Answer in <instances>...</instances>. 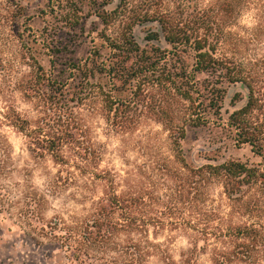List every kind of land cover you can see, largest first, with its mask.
<instances>
[{
    "label": "rangeland",
    "instance_id": "1",
    "mask_svg": "<svg viewBox=\"0 0 264 264\" xmlns=\"http://www.w3.org/2000/svg\"><path fill=\"white\" fill-rule=\"evenodd\" d=\"M90 2L0 0V264H124L127 258L114 246L91 252L94 258H84L81 251L83 228L111 188L119 196H142L146 217L160 220L159 226L151 223L142 237L150 250L146 264H168L162 252L179 264L195 243L196 234L184 225L193 220L186 201L172 205L180 199L174 175L180 166L175 163L171 134L156 121L152 109L123 108L118 119L115 112L109 114L98 89L107 82L101 76L92 80L93 95L79 104L63 102L56 107L48 101L52 83L70 78V63L85 61L92 54H102L106 61L111 54L102 39L106 30L97 7ZM258 22L255 10H245L231 28L240 39L224 47L222 52L227 54L216 55L231 62L232 68L250 72L264 100V26L260 38L251 37L262 25ZM154 27L135 28L143 48L154 45L146 39ZM113 32L107 30L111 37ZM162 47L170 48L166 43ZM186 55L193 64L194 54ZM155 93L147 90L145 102H152ZM248 95L243 84L228 86L222 121L210 116L209 125L187 130L181 147L189 166L226 161L263 164L249 145H236L224 129L229 116L246 105ZM262 104L263 110L255 116L264 114ZM17 119L27 121L29 131H22ZM71 119L84 129L81 148L90 147L92 155L78 158L84 151L68 145L63 147L68 162L59 164L37 145V137L59 130ZM166 160L172 162L169 171L162 169ZM210 194L215 208L227 214L222 186L213 184ZM118 240L126 246L129 238L121 235ZM211 250L201 254L197 263L213 264Z\"/></svg>",
    "mask_w": 264,
    "mask_h": 264
},
{
    "label": "trees",
    "instance_id": "2",
    "mask_svg": "<svg viewBox=\"0 0 264 264\" xmlns=\"http://www.w3.org/2000/svg\"><path fill=\"white\" fill-rule=\"evenodd\" d=\"M90 1L97 7V16L105 27L102 39L108 43L111 54L106 61H102V54H92L85 61L70 63V78L50 86L49 103L59 107L63 102L69 106L85 101L96 88L92 80L101 76L107 82L98 89L109 114L115 112L118 119L123 108L152 109L156 121L171 134L175 163L180 166L174 174L180 199L172 205L186 201L193 220L184 225L196 234L193 248L183 254L179 264H198L200 255L210 248L213 264H264V114L255 116L256 111L263 110V94L253 85L255 78L250 72L232 68L231 62L216 55L227 54L222 52L224 47L240 39L231 28L238 25L245 10L257 12L258 24L262 25L251 37L260 38L264 0ZM110 5L115 7L107 10ZM146 25H156L146 38L154 45L143 48L135 38V28ZM110 29L114 31L112 37L107 34ZM163 43L170 48H163ZM186 54H194L193 64ZM202 74L208 78L199 80L197 77ZM236 84L248 89L247 103L229 116L224 129L236 145H249L263 164L226 161L189 166L181 147L187 130L209 125L210 116L222 121L227 87ZM147 90L156 92L150 103L144 100ZM123 95V99L115 98ZM239 98V94L235 96ZM18 122L22 131L30 129L27 121ZM84 135L80 123L71 119L59 130L37 137V145L57 163L66 164L68 159L63 147L71 145L81 150ZM82 150L84 153L76 152V157L86 160L92 155L90 147ZM166 162L162 165L163 171H169L172 164L170 160ZM215 183L223 188L229 208L227 214L211 203V187ZM144 206L142 196H119L111 188L83 228L82 256L94 258L91 252L114 246L127 258L124 264H146L150 250H146L149 246L144 245L142 237L149 233L151 223L159 226L160 220L148 219ZM121 235L129 238L126 246L118 240ZM147 242L150 243L148 237ZM161 256L164 262L176 264L166 253L162 252Z\"/></svg>",
    "mask_w": 264,
    "mask_h": 264
}]
</instances>
